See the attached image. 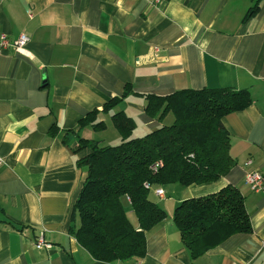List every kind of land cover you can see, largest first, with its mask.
I'll return each instance as SVG.
<instances>
[{
	"label": "crops",
	"instance_id": "1",
	"mask_svg": "<svg viewBox=\"0 0 264 264\" xmlns=\"http://www.w3.org/2000/svg\"><path fill=\"white\" fill-rule=\"evenodd\" d=\"M0 0V34L28 37V54L0 52V264H264V189L244 177L264 174V0ZM228 87L251 102L222 118L235 165L222 178L161 186L149 199L165 217L145 233L141 257L95 259L70 233L73 202L86 176L78 139L105 141L110 114L134 119L140 136L159 126L144 95ZM130 92L111 113L107 100ZM96 112L103 129L80 126ZM109 125H111L109 127ZM138 132V133H137ZM236 186L251 230L191 258L173 221L184 199ZM125 213L137 218L129 199ZM51 243L36 248V236Z\"/></svg>",
	"mask_w": 264,
	"mask_h": 264
},
{
	"label": "trees",
	"instance_id": "2",
	"mask_svg": "<svg viewBox=\"0 0 264 264\" xmlns=\"http://www.w3.org/2000/svg\"><path fill=\"white\" fill-rule=\"evenodd\" d=\"M253 12L260 0H253ZM130 92L113 97L103 105L111 113ZM144 112L159 126L143 135L123 111L110 114L121 140L103 145L93 139H78L74 152L89 151L76 163L86 176L73 202L70 220L78 218L69 231L95 259L104 261L141 257L145 233L164 219L165 212L149 199V193L171 183L183 186L212 182L224 177L235 165L228 153L229 136L222 118L246 108V90L228 87L182 89L166 95L145 94ZM103 129L96 112L80 120V126ZM160 165L153 170L155 163ZM147 185V186H146ZM127 197L137 221H129L123 200ZM173 221L191 258L202 255L228 236L250 232L244 196L229 183L218 191L182 200L173 211Z\"/></svg>",
	"mask_w": 264,
	"mask_h": 264
},
{
	"label": "built area",
	"instance_id": "3",
	"mask_svg": "<svg viewBox=\"0 0 264 264\" xmlns=\"http://www.w3.org/2000/svg\"><path fill=\"white\" fill-rule=\"evenodd\" d=\"M158 1V0H156ZM28 42V37L25 34H20L16 39L10 40L4 34H0V52L6 50L8 48H12L16 53L19 54H28V50L26 48V44ZM3 164V158L0 156V166ZM160 163H155L152 165V169L155 170ZM245 183L249 186L251 191L258 192L264 189V174L259 172L258 170H250L245 174L244 177ZM147 186V185H146ZM154 194L163 197L164 192L161 187L156 188ZM34 246L36 248H50L51 243L47 242L42 233H39L34 241ZM135 264H142L137 261Z\"/></svg>",
	"mask_w": 264,
	"mask_h": 264
},
{
	"label": "rangeland",
	"instance_id": "4",
	"mask_svg": "<svg viewBox=\"0 0 264 264\" xmlns=\"http://www.w3.org/2000/svg\"><path fill=\"white\" fill-rule=\"evenodd\" d=\"M111 125H109V127H110ZM113 130V129H112ZM111 129H108L107 128V130L105 131V132H103L102 134L104 135V139L106 140V142L105 141H101V143L103 144V145H105V144H108V145H116L117 143H119L118 142V140L116 141V140H113L112 138L114 137L113 136V132L114 131H112ZM135 133V132H134ZM138 133V132H137ZM136 134V133H135Z\"/></svg>",
	"mask_w": 264,
	"mask_h": 264
}]
</instances>
